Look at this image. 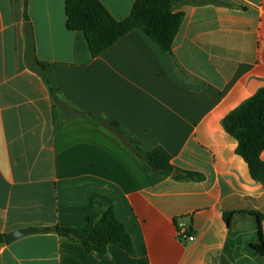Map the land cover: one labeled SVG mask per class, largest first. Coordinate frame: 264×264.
<instances>
[{"label": "crops", "instance_id": "0c3cea01", "mask_svg": "<svg viewBox=\"0 0 264 264\" xmlns=\"http://www.w3.org/2000/svg\"><path fill=\"white\" fill-rule=\"evenodd\" d=\"M99 1L118 21L136 2ZM176 1L185 17L171 54L134 29L93 58L86 36L67 27L65 0H0V233L52 230L1 244L2 264H264L248 214L264 216V184L224 128L264 88V0ZM28 22L66 103L203 179H153L100 124L66 120L26 64ZM93 199L114 207L136 257L116 246L88 253L53 231L81 226ZM227 213H236L229 223ZM180 222L194 241L180 240Z\"/></svg>", "mask_w": 264, "mask_h": 264}, {"label": "trees", "instance_id": "16d2710c", "mask_svg": "<svg viewBox=\"0 0 264 264\" xmlns=\"http://www.w3.org/2000/svg\"><path fill=\"white\" fill-rule=\"evenodd\" d=\"M176 2L136 0L130 16L118 21L99 0H65L67 27L72 32L86 36L93 58L100 56L134 29H141L164 52L171 54L185 17L184 13L175 12ZM42 66L45 70L44 81L50 93H57L61 97L53 81L52 69L47 64ZM85 116L97 124L102 121L91 114ZM63 127L64 122L56 127V133ZM224 128L238 142L237 154L248 163L253 179L264 184V161L261 159L264 152V88L231 112L224 120ZM125 134L133 144L131 151L151 178L203 179L198 173L178 169L172 162V156L163 147L148 149L131 134ZM235 214L227 213L224 217L229 223ZM248 214L255 217L258 223V243L253 244L252 248L264 258V216L256 212ZM53 231L61 237L81 243L88 253L107 255L109 247L116 246L131 257L137 255L134 241L125 224L117 218L114 207L99 199H93L91 209L81 226L57 225ZM4 237L0 233V245L4 243Z\"/></svg>", "mask_w": 264, "mask_h": 264}, {"label": "water", "instance_id": "95a60500", "mask_svg": "<svg viewBox=\"0 0 264 264\" xmlns=\"http://www.w3.org/2000/svg\"><path fill=\"white\" fill-rule=\"evenodd\" d=\"M25 33L27 39L26 64L32 72L38 74L41 78L44 79L45 70L37 58L34 30L30 22L26 23L25 25ZM51 98L55 106L63 114L66 120L83 118L85 116L84 113L76 110L75 108L71 107L68 103H66L57 93L51 94ZM100 126L103 127L105 130H107L108 132H110L112 135H114L124 146H126L129 149L133 148V144L130 142L127 135L123 131H121L118 126H116L115 124H113L108 120H102L100 122ZM51 231L52 230L50 229H42V228H25V229L17 230L15 232L5 235L4 243L6 245H9L27 236L49 233ZM0 264H2L1 257H0Z\"/></svg>", "mask_w": 264, "mask_h": 264}, {"label": "built area", "instance_id": "2783aa9c", "mask_svg": "<svg viewBox=\"0 0 264 264\" xmlns=\"http://www.w3.org/2000/svg\"><path fill=\"white\" fill-rule=\"evenodd\" d=\"M178 237L180 238V240L186 242V241H194L195 237L190 235L186 224L184 222H180L178 224Z\"/></svg>", "mask_w": 264, "mask_h": 264}]
</instances>
